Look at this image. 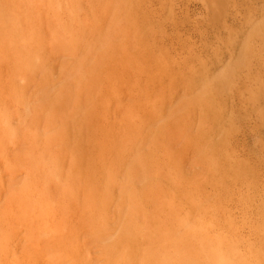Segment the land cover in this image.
<instances>
[{
  "label": "rangeland",
  "instance_id": "1",
  "mask_svg": "<svg viewBox=\"0 0 264 264\" xmlns=\"http://www.w3.org/2000/svg\"><path fill=\"white\" fill-rule=\"evenodd\" d=\"M204 254L264 264V0H0V264Z\"/></svg>",
  "mask_w": 264,
  "mask_h": 264
},
{
  "label": "bare ground",
  "instance_id": "2",
  "mask_svg": "<svg viewBox=\"0 0 264 264\" xmlns=\"http://www.w3.org/2000/svg\"><path fill=\"white\" fill-rule=\"evenodd\" d=\"M102 28V27H101ZM103 29V28H102ZM202 235V234H201ZM203 239H205V238H203ZM205 255V254H204ZM206 256V259H205V261L207 262H209V263H211V264H214L215 262V264H226V260H224V258L223 257H220V256H217L216 255V257H215V259L214 260H212L213 258H209L207 255H205ZM215 261V262H214Z\"/></svg>",
  "mask_w": 264,
  "mask_h": 264
}]
</instances>
